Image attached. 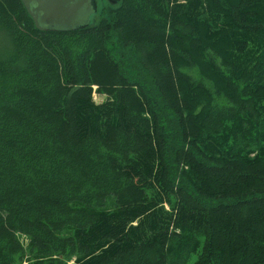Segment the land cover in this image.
Here are the masks:
<instances>
[{"label":"trees","instance_id":"16d2710c","mask_svg":"<svg viewBox=\"0 0 264 264\" xmlns=\"http://www.w3.org/2000/svg\"><path fill=\"white\" fill-rule=\"evenodd\" d=\"M102 13L0 0V264H264V0Z\"/></svg>","mask_w":264,"mask_h":264},{"label":"water","instance_id":"95a60500","mask_svg":"<svg viewBox=\"0 0 264 264\" xmlns=\"http://www.w3.org/2000/svg\"><path fill=\"white\" fill-rule=\"evenodd\" d=\"M35 28L45 32H66L91 25L96 0H19ZM119 1V0H111Z\"/></svg>","mask_w":264,"mask_h":264},{"label":"rangeland","instance_id":"374dc122","mask_svg":"<svg viewBox=\"0 0 264 264\" xmlns=\"http://www.w3.org/2000/svg\"><path fill=\"white\" fill-rule=\"evenodd\" d=\"M96 2H97L96 12L95 14L92 15V17H90L91 25L98 23L102 18H104L103 13H102L104 9H106L107 7L115 6L117 1L112 2L111 0H96ZM11 50H12V47H11L8 37L0 29V60L7 58L8 55L11 53ZM123 53H124L123 56H124V61H125V62L123 61L124 65L125 63L127 65V66L125 65L126 69L134 73V75L132 74L133 77L143 79V77H145L146 75L141 70H139V67H140L139 61L134 51L132 49H127V50H123ZM145 81H147V79H145ZM93 100L96 103H101L104 101V98L98 95H93Z\"/></svg>","mask_w":264,"mask_h":264}]
</instances>
